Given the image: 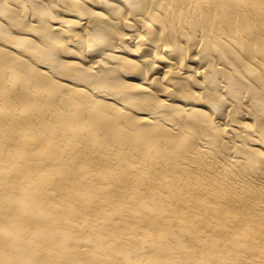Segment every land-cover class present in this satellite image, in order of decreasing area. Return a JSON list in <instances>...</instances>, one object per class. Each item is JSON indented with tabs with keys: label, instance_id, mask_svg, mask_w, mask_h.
Instances as JSON below:
<instances>
[{
	"label": "bare ground",
	"instance_id": "1",
	"mask_svg": "<svg viewBox=\"0 0 264 264\" xmlns=\"http://www.w3.org/2000/svg\"><path fill=\"white\" fill-rule=\"evenodd\" d=\"M0 264H264V0H0Z\"/></svg>",
	"mask_w": 264,
	"mask_h": 264
}]
</instances>
